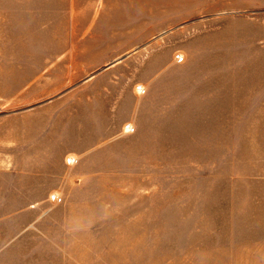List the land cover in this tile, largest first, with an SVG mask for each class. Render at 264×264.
I'll return each instance as SVG.
<instances>
[{"label":"rangeland","instance_id":"1","mask_svg":"<svg viewBox=\"0 0 264 264\" xmlns=\"http://www.w3.org/2000/svg\"><path fill=\"white\" fill-rule=\"evenodd\" d=\"M257 1L158 0L156 28L142 30L148 38L118 44L106 53L111 60L77 75L76 64L59 57L69 52L72 0H0V132L7 117L113 106L107 139L67 158L108 168L92 175L87 203L67 213L56 206L55 222L36 217L43 206L14 219L0 207V264H264ZM107 5L95 1L99 15ZM124 47L125 57L103 67ZM119 104H135L134 116L115 118ZM52 197L63 199L59 191ZM21 226L25 236L15 242ZM43 230L60 234V246L39 237Z\"/></svg>","mask_w":264,"mask_h":264},{"label":"crops","instance_id":"2","mask_svg":"<svg viewBox=\"0 0 264 264\" xmlns=\"http://www.w3.org/2000/svg\"><path fill=\"white\" fill-rule=\"evenodd\" d=\"M95 1L72 0L68 5L72 28L67 42L69 52L63 50L59 57L75 63L81 70L77 75H84L88 67L91 71L93 67L88 65L91 62L111 60L106 53L116 51L118 44L134 46L150 36L151 27L156 28L158 0H108L102 15H99L102 4L96 7ZM257 3L264 4V0ZM147 28L150 30L142 34ZM129 48L124 47L113 58ZM135 108V104L131 107L119 104L115 118H124L130 112L134 116ZM111 109L110 104H76L71 116L5 118V127L0 132V207L7 209L8 219H14L11 216L14 213L27 214L30 205H38L43 207L37 210L36 217L46 215L55 222L56 206L65 208L67 213L73 204L87 203L86 192L92 196V175L102 176L108 168L100 166L94 170L81 160L70 164L67 158L71 152L81 157L93 142L107 139ZM54 191H59L63 199H54ZM20 228L10 237H17L15 242L25 236L24 226ZM38 236L60 246L57 241L60 234L54 231L43 230Z\"/></svg>","mask_w":264,"mask_h":264},{"label":"water","instance_id":"3","mask_svg":"<svg viewBox=\"0 0 264 264\" xmlns=\"http://www.w3.org/2000/svg\"><path fill=\"white\" fill-rule=\"evenodd\" d=\"M126 55H127V54H125V55H123V56H120L119 58L110 61L108 64L104 65L103 67H106V66H108V65H110V64H112V63H114L115 61H117V60H119V59L125 57ZM103 67H102V68H103ZM102 68H100L99 70H101ZM99 70H98V71H99Z\"/></svg>","mask_w":264,"mask_h":264},{"label":"bare ground","instance_id":"4","mask_svg":"<svg viewBox=\"0 0 264 264\" xmlns=\"http://www.w3.org/2000/svg\"><path fill=\"white\" fill-rule=\"evenodd\" d=\"M103 2V0H100V3H102Z\"/></svg>","mask_w":264,"mask_h":264}]
</instances>
